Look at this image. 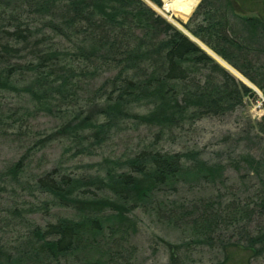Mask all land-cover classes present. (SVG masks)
I'll use <instances>...</instances> for the list:
<instances>
[{
  "label": "trees",
  "instance_id": "16d2710c",
  "mask_svg": "<svg viewBox=\"0 0 264 264\" xmlns=\"http://www.w3.org/2000/svg\"><path fill=\"white\" fill-rule=\"evenodd\" d=\"M183 25L264 90V0H201ZM108 63L114 69L92 88L96 96L78 103L79 77L91 80ZM10 92L28 111L59 118L41 144L56 136L81 153L126 120L154 130L132 151L100 156L84 171L54 164L25 181L34 201L12 207L11 218L47 219L27 220L14 240L0 243V264H84L87 255L109 264L114 246L137 228L136 208H182L191 240H208L224 217L220 193L205 196L192 214L171 196L223 182L229 166L243 187L233 211L248 215L251 200L264 220V113L220 134L216 158L211 150L205 157L195 146L161 143L184 123L231 113L255 91L143 0H0V95ZM9 109L0 102V122ZM26 163V153L7 160L0 180L17 181ZM166 243L175 260L183 242ZM218 250L210 264H248L264 252V221Z\"/></svg>",
  "mask_w": 264,
  "mask_h": 264
},
{
  "label": "rangeland",
  "instance_id": "374dc122",
  "mask_svg": "<svg viewBox=\"0 0 264 264\" xmlns=\"http://www.w3.org/2000/svg\"><path fill=\"white\" fill-rule=\"evenodd\" d=\"M143 1L166 20L176 25L162 13L163 0H160V4H156L152 0H150V3L146 0ZM200 1L198 0L197 4ZM196 5L192 10H194ZM192 10L183 19L173 16L181 25V27L176 25L177 27L188 30L183 23L192 15ZM166 14L169 13L166 12ZM197 18L196 16L195 19ZM188 34L203 43L198 37ZM214 54L219 56L217 53ZM214 54L213 56L218 60ZM263 55L261 53V56ZM218 61L221 62L220 60ZM224 61L227 62L226 60ZM221 63L224 64L223 62ZM111 64H106V69L97 76H93L91 80L79 77L78 84L81 86L79 87L80 98L77 99L78 103H83L96 96L92 88H95L103 78L113 71L114 68ZM227 64L242 77L244 76L249 80L230 63L227 62ZM224 65L228 67L227 70L231 71L236 79H239V76L228 65ZM249 82L254 86L250 87L256 94L245 95L242 98V104L237 106L231 113L205 116L194 122L184 123L180 128L166 133L161 140L162 145L165 148L181 147L183 145L195 146L201 149L205 157L210 150L213 158L218 157L214 151L216 150L217 152V148L220 147L215 143L216 138L220 134L227 129H237L246 117L255 119L264 113V90L250 80ZM84 93L87 94L84 95ZM0 102L4 110L10 107L8 111H11L8 117L2 116L0 122V166L21 153H26L27 156V163L17 181L6 184L0 180V243L14 240L18 233L24 229L27 220L43 223L47 219L46 216H42L40 213L26 215L25 221L11 218L10 210L12 207L21 208L34 201L31 195L26 192L25 184V181L32 180L34 174L54 164L72 170L84 171L89 168V162L98 159L100 156L123 154L132 151L145 143L154 130L153 127L126 120L120 125V128L112 132L106 139H103L97 146H88V151L80 153L75 148L77 146L64 138L54 136V138L46 139L44 144L40 143L42 138L39 137H45L49 129L58 122V117L41 112L28 111V108L22 104L24 103L23 98L11 92L1 94ZM226 173L228 177L223 182L206 184L205 187L203 185H198L195 188L180 187L178 192L174 194L175 196H171L177 201H184L188 214H192L195 211H199L200 208H204L205 196L216 191L220 193L219 206L224 217L219 221L212 238L203 241L191 240L187 222L181 220V215H183L182 208H175L174 211L169 213L166 207L163 211L161 208L155 212L136 208L134 211L137 217V228L133 234L124 239L117 247L116 245L114 246L109 264H210L215 259V256L218 255L219 245L227 237L232 236L235 238L243 235L246 230H251L264 221L263 217L258 213L254 201L251 200L248 201V215H240L238 214L239 212L233 211L243 202L239 199L243 196V187L237 178L236 170L229 166ZM246 185L252 186V192L255 191V186L251 180ZM210 204L213 207L215 206L213 202ZM234 204H237L235 208ZM49 212L63 213L67 212V209L52 207ZM173 212L177 214L175 218L170 217L173 216ZM232 213L239 218L238 221H236L238 218L234 221H229L231 219L229 215ZM163 239L169 241H164ZM181 241L183 246L179 248L177 258L169 260L166 242L180 243ZM93 257V255L85 256L84 260L88 261L84 264H96L92 262ZM248 264H264V252L261 255L250 258Z\"/></svg>",
  "mask_w": 264,
  "mask_h": 264
},
{
  "label": "bare ground",
  "instance_id": "6f19581e",
  "mask_svg": "<svg viewBox=\"0 0 264 264\" xmlns=\"http://www.w3.org/2000/svg\"><path fill=\"white\" fill-rule=\"evenodd\" d=\"M148 3H150V0H146ZM163 5L161 6L162 13L172 22H174L176 25L180 26V23L178 20H176L173 16H177L178 19L185 18L190 11L195 6L196 2L198 0H163ZM157 7V6H155ZM159 9V8H158ZM193 11V10H192ZM169 13V14H166ZM192 13V12H191ZM199 41V40H198ZM201 45H203L209 52L213 53L211 49H209L207 46H205L203 43L199 41ZM214 54V53H213ZM215 55V54H214ZM218 60L223 62L224 64L228 65L227 62H225L222 58L215 55ZM239 77H241L243 80H245L239 73H237L230 65H228Z\"/></svg>",
  "mask_w": 264,
  "mask_h": 264
},
{
  "label": "water",
  "instance_id": "95a60500",
  "mask_svg": "<svg viewBox=\"0 0 264 264\" xmlns=\"http://www.w3.org/2000/svg\"><path fill=\"white\" fill-rule=\"evenodd\" d=\"M196 4H197V2H196ZM195 4V5H196ZM179 28V27H178ZM190 39H192L193 41H195L201 48H203L210 56H212L218 63H220L222 66H224L226 69H228V67H226L224 64H222L221 62H219L214 56H213V54L211 53V52H209L203 45H201L199 42H198V40H195L193 37H191L188 33H190L188 30H186L185 28V30H183L182 28H180ZM191 34V33H190ZM205 45V44H204ZM210 49V48H209ZM212 51V50H211ZM214 52V51H213ZM215 53V52H214ZM229 65V64H228ZM231 72V71H230ZM237 76V75H236ZM238 77V76H237ZM244 77V76H243ZM242 82H244L246 85H248V86H252V84L249 82V80H247L245 77H244V79L245 80H243L242 78H240V77H238ZM252 87H254V86H252Z\"/></svg>",
  "mask_w": 264,
  "mask_h": 264
}]
</instances>
